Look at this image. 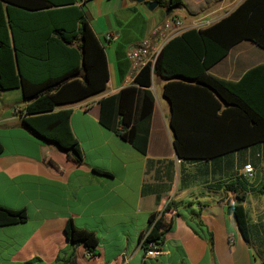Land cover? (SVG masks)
<instances>
[{
	"label": "crops",
	"instance_id": "1",
	"mask_svg": "<svg viewBox=\"0 0 264 264\" xmlns=\"http://www.w3.org/2000/svg\"><path fill=\"white\" fill-rule=\"evenodd\" d=\"M148 1L76 0L103 44L108 73L101 93L79 101L87 102L84 108L78 102L63 106L70 108L68 123L80 160L23 123L19 88L0 90V206L26 213L23 222L0 225V264H255L250 236L247 242L242 239L225 204L240 203L255 229L264 224V205L250 200L264 193V143L228 153L227 159H236L229 167L223 160L212 167L209 160L178 158L171 144L169 103L162 93L165 78L157 70L149 86L153 106L145 154L133 149L124 133L97 122V99L132 83L128 48L167 14L183 21L208 15L218 19L240 0H181V5L160 9L157 4L148 9ZM107 33L114 38L105 40ZM262 63L264 49L240 40L207 70L234 81ZM245 163L253 168L250 176L242 169ZM226 183L236 189L225 190ZM151 214L158 222L161 248L154 258L143 255L139 238L151 228ZM194 218L204 230L191 225ZM67 219L94 234L93 255L81 242L66 238ZM205 231L211 234V249Z\"/></svg>",
	"mask_w": 264,
	"mask_h": 264
},
{
	"label": "trees",
	"instance_id": "2",
	"mask_svg": "<svg viewBox=\"0 0 264 264\" xmlns=\"http://www.w3.org/2000/svg\"><path fill=\"white\" fill-rule=\"evenodd\" d=\"M155 1L165 8L182 4L181 0ZM240 40L264 49V0H240L209 25L171 37L152 68L145 64L130 85L97 99V122L116 134L124 133L127 143L145 154L153 106L149 86L151 73L157 70L165 78L162 93L169 103L176 156L209 160L212 167L223 160L229 167L228 153L264 143V63L234 81L207 70ZM107 74L103 44L76 0H0V90L19 88L23 123L77 161L81 151L69 127L70 108L63 106L101 93ZM224 187L236 189L233 183ZM225 210L247 242L249 224L242 205L226 203ZM25 219L23 209L0 206V225ZM149 220L152 225L141 241L143 249L147 240L160 244L157 219L151 214ZM191 225L204 230L196 218ZM63 231L70 242H81L89 255L95 253L92 232L76 228L70 219ZM205 237L211 249V234L205 231Z\"/></svg>",
	"mask_w": 264,
	"mask_h": 264
},
{
	"label": "built area",
	"instance_id": "3",
	"mask_svg": "<svg viewBox=\"0 0 264 264\" xmlns=\"http://www.w3.org/2000/svg\"><path fill=\"white\" fill-rule=\"evenodd\" d=\"M216 20L217 19L211 15L201 18L188 19L187 21H183V19L175 13L167 15L152 28L148 36L142 38L140 41L132 44L128 48L126 58L130 62L133 76L145 64H149L151 68L153 67L160 48L171 37L180 34L188 28H201L207 26ZM103 38L105 40H112L114 37L113 35L107 33L104 34ZM86 105V101L78 102L76 104L79 108H84ZM242 169L246 176H250L253 168L250 163H245L243 164ZM144 236L145 234L141 236V241L144 239ZM160 253L161 248L159 245H157L153 240L146 241L143 249V255L145 257L154 258Z\"/></svg>",
	"mask_w": 264,
	"mask_h": 264
},
{
	"label": "rangeland",
	"instance_id": "4",
	"mask_svg": "<svg viewBox=\"0 0 264 264\" xmlns=\"http://www.w3.org/2000/svg\"><path fill=\"white\" fill-rule=\"evenodd\" d=\"M85 1H87V0H84V2ZM163 1L165 2L166 0H163ZM162 7H164V6L157 5L156 8L160 9ZM245 44L246 43H241V45H238V46H244ZM234 50H235V48L232 49L229 53H233ZM248 52L246 51V53H248ZM249 159L252 161V158H249ZM235 160L236 159L233 158L232 162L235 161ZM259 177H260V174L258 173L257 174V179ZM250 200L254 201V204H256L258 207H263L262 205H264V193H259L258 197H252V198H250ZM258 218L261 219V217H258ZM256 226L258 228L255 229L254 225H252V226L249 225V236H250L251 252H252V255L254 257L255 264H264V224L261 223L260 227L258 225H256Z\"/></svg>",
	"mask_w": 264,
	"mask_h": 264
},
{
	"label": "water",
	"instance_id": "5",
	"mask_svg": "<svg viewBox=\"0 0 264 264\" xmlns=\"http://www.w3.org/2000/svg\"><path fill=\"white\" fill-rule=\"evenodd\" d=\"M156 4H157V1H155V0H151V1H148V2H147L146 7H147L148 9H152V8H154V7L156 6ZM168 11H169V10H165V13H168Z\"/></svg>",
	"mask_w": 264,
	"mask_h": 264
}]
</instances>
